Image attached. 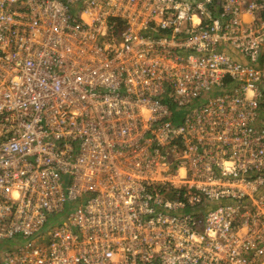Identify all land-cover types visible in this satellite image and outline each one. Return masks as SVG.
Segmentation results:
<instances>
[{"label": "built area", "instance_id": "obj_1", "mask_svg": "<svg viewBox=\"0 0 264 264\" xmlns=\"http://www.w3.org/2000/svg\"><path fill=\"white\" fill-rule=\"evenodd\" d=\"M0 264H264V0H0Z\"/></svg>", "mask_w": 264, "mask_h": 264}, {"label": "trees", "instance_id": "obj_2", "mask_svg": "<svg viewBox=\"0 0 264 264\" xmlns=\"http://www.w3.org/2000/svg\"><path fill=\"white\" fill-rule=\"evenodd\" d=\"M71 206H73V205H69V207H68V210H69V208H71ZM56 220V217H54L53 219H52V221H55ZM2 244H7L6 242H2Z\"/></svg>", "mask_w": 264, "mask_h": 264}]
</instances>
